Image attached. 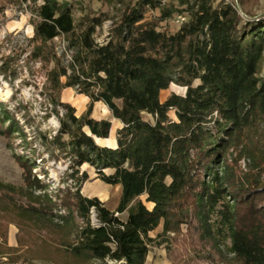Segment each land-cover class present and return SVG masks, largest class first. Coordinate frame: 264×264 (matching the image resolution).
Returning a JSON list of instances; mask_svg holds the SVG:
<instances>
[{
    "label": "trees",
    "instance_id": "1",
    "mask_svg": "<svg viewBox=\"0 0 264 264\" xmlns=\"http://www.w3.org/2000/svg\"><path fill=\"white\" fill-rule=\"evenodd\" d=\"M24 1L34 7L26 58L44 71L40 95L50 107L41 120L53 116L58 128L32 129L28 113L19 121L20 108L3 109L0 134L21 149L12 155L24 189L6 187L0 264H145L150 246L179 236L182 225L219 264H264V16H241L224 0H117L120 13L98 44L102 13L74 20L67 1ZM175 18L183 19L175 31L162 27ZM56 38L66 42L61 55ZM12 66L6 58L0 74L13 76ZM170 84L185 94L161 102ZM68 88L89 100L80 116L61 102ZM96 103L121 124L115 148L96 142L112 127L92 117ZM59 161L73 186L50 192L33 171L36 162ZM84 165L120 187L114 211L81 194ZM9 225L18 230L16 246L8 245Z\"/></svg>",
    "mask_w": 264,
    "mask_h": 264
},
{
    "label": "rangeland",
    "instance_id": "2",
    "mask_svg": "<svg viewBox=\"0 0 264 264\" xmlns=\"http://www.w3.org/2000/svg\"><path fill=\"white\" fill-rule=\"evenodd\" d=\"M42 0H36V3H40ZM67 1L72 5V15L74 20L79 19L84 15H94L102 13L107 20L103 25L96 29L94 34V40L96 43L101 44L105 41L107 33L110 29L112 19L116 18L120 13V6L116 3L117 0H60ZM127 1V0H123ZM172 0H163V2H171ZM221 0H215L217 4ZM225 2L234 3L236 11L241 16L249 14L252 17L264 16V0H224ZM34 7L32 1L25 2L24 0H0V66L5 62V59L10 57L13 59L12 69L14 70L13 76L8 74H0V130L2 127L1 115L3 109L13 111L16 107L21 109L20 114H17V119L22 121V114L28 113L29 117L33 118L32 129L37 126L44 131L55 132L58 128V123L53 116L47 121H42L44 109L48 110L50 107L47 105L44 97L40 95L42 85L44 83V71L40 63H32L27 60L28 45L27 41L32 37L33 31L31 21L34 18ZM158 15V11L149 12L148 17ZM179 21L181 19H173L164 21L161 25L163 28L167 27L170 31H175L179 27ZM55 47V51L58 55H61L66 48V42L60 38H56L52 42ZM71 52L66 53L64 63L67 64L70 61ZM261 75L264 74V58L260 63ZM63 80V79H62ZM199 82L195 81L193 85H197ZM66 90V89H65ZM63 90L61 93V102L69 100L70 104L75 109V115H81L88 104V101L84 104L82 112H78V103L82 102V96L73 92L72 96H69V91ZM185 88L170 84L167 90H164L160 94L161 102L167 100L171 95L185 94ZM77 106V107H76ZM169 117L172 120H176L174 111L169 112ZM92 117L95 119H106L112 123V129L115 127L107 138L106 141L100 142L98 145H113L114 138L111 139V135L115 137L118 129V124L114 123V119L110 114L105 115L103 110L97 104L94 105L92 111ZM147 120L148 116H144ZM32 129L30 131H32ZM116 144V140H115ZM9 145V146H8ZM11 142L0 134V217H4V210L7 208V202L3 200V197L8 194L6 187H12L14 190L19 191L24 189L23 183V170L19 167L13 158V153H21V149L13 144V148L10 149ZM38 167L34 172L37 173L38 179L44 181L49 186L50 192H55L57 189L73 186V182L66 179L67 162L59 161L58 163L46 162L45 164L36 162ZM249 165L248 159H242L239 162V169L247 171ZM40 171H45L47 175L44 177ZM80 172H86L88 180L83 184L81 188V194L84 197L92 198L95 195L97 199L104 204V206L114 211L117 208L120 188L118 186L105 185L98 178L92 168L84 165L80 168ZM109 173V172H106ZM97 179V181H96ZM66 181V182H63ZM16 200L23 201L18 194L14 195ZM148 207V206H147ZM122 218L125 215L121 216ZM11 234L14 233V240L16 241L17 228L15 225H9L8 231ZM162 231L161 225L150 233L151 238H155ZM189 234L191 236H189ZM169 241L162 244H158L162 239L157 240L149 248L147 255V264H162L168 262L169 264H219V257L209 248L208 245L199 243L198 238L193 233H188L186 225H182L180 228V235L174 236L170 234L168 236ZM14 241V242H15ZM192 243V245H191ZM15 244V243H14ZM229 246V241H225L222 244L223 248ZM211 253V258L208 254Z\"/></svg>",
    "mask_w": 264,
    "mask_h": 264
},
{
    "label": "crops",
    "instance_id": "3",
    "mask_svg": "<svg viewBox=\"0 0 264 264\" xmlns=\"http://www.w3.org/2000/svg\"><path fill=\"white\" fill-rule=\"evenodd\" d=\"M65 91H69V93H68V95L69 96H72V94H73V90L72 89H70V88H68V89H66ZM82 96V95H81ZM83 98H82V102H80V103H78V105H83L84 106V104L88 101L89 102V100H88V98H86V97H84V96H82ZM63 103H67V104H70V101L69 100H65V101H62ZM97 104V103H96ZM95 104V105H96ZM83 110V109H82ZM82 110L80 111V113L82 112ZM76 116H79V115H76ZM95 119V118H94ZM95 120H106V119H95ZM114 121V123H116V124H118V129L119 128H121V124L118 122V121H116V120H113ZM112 124V123H111ZM111 130H112V127H111ZM111 130H110V133H111ZM110 133H109V135H110ZM107 139H99V140H96V142L99 144L100 142H104V141H106ZM100 146H104V147H108V148H115V146H116V144H115V137H114V146L113 145H110V146H107V145H100ZM96 181H97V179H96ZM105 185H107V184H105ZM119 187V186H118ZM120 188V187H119ZM92 198H97L95 195H93V196H91ZM112 211V210H111ZM161 225V227H162V223L160 224ZM159 227V226H158ZM14 233H12L11 234V231L9 230L8 231V245L9 246H16V241L14 240ZM15 241V242H14ZM15 243V244H14ZM145 264H147V258H146V262H145ZM162 264H169L168 262H164V263H162Z\"/></svg>",
    "mask_w": 264,
    "mask_h": 264
},
{
    "label": "built area",
    "instance_id": "4",
    "mask_svg": "<svg viewBox=\"0 0 264 264\" xmlns=\"http://www.w3.org/2000/svg\"><path fill=\"white\" fill-rule=\"evenodd\" d=\"M183 19H181V21H182ZM90 214H91V224L93 225V226H97V220H96V217H95V213H94V211L93 210H91L90 211Z\"/></svg>",
    "mask_w": 264,
    "mask_h": 264
},
{
    "label": "bare ground",
    "instance_id": "5",
    "mask_svg": "<svg viewBox=\"0 0 264 264\" xmlns=\"http://www.w3.org/2000/svg\"><path fill=\"white\" fill-rule=\"evenodd\" d=\"M77 107V106H76ZM83 109V105L81 104V105H78V107H77V110H78V112H80L81 110ZM114 129H115V127H113V129L111 130V132L112 131H114ZM113 134L111 135V139L113 140Z\"/></svg>",
    "mask_w": 264,
    "mask_h": 264
}]
</instances>
